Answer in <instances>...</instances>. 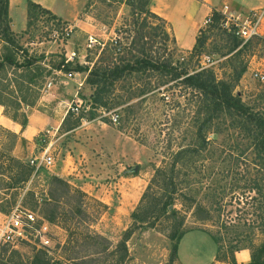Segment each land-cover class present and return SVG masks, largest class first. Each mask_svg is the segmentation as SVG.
<instances>
[{"label":"rangeland","instance_id":"obj_1","mask_svg":"<svg viewBox=\"0 0 264 264\" xmlns=\"http://www.w3.org/2000/svg\"><path fill=\"white\" fill-rule=\"evenodd\" d=\"M133 2L137 4L135 0L54 2L58 10L69 6L75 11L72 21L55 19L37 8L30 15L19 9L8 13L9 26L20 16L25 17L26 26L13 32L16 48L7 46L0 31V62L5 66L0 71V88L20 72L30 71L37 83L12 95L9 90L14 91L13 85L7 87L2 97L5 115L14 116L24 126L31 113L52 116L55 121L28 144H18V149V135L0 125V226L15 208L28 209L48 223L45 236L49 239V246L41 247L32 231L29 241L0 242V259H6L13 250L32 257L39 249L48 250L58 259L67 240L66 227L78 233L93 230L114 245L133 225V212L144 215L149 211L147 201L141 200L142 194L154 169L165 160L163 152L172 128L187 127L185 92L168 86L172 82L159 85L152 71L125 74L108 86L87 82L93 64L110 69L121 58L139 54L141 22H133L129 6ZM250 10L228 8V12L242 15ZM257 29L259 35L243 40L220 20L209 23L201 28L198 36L202 44L196 51L176 45L173 57L175 64L189 73L202 68L211 70L264 120V81L252 75L264 74V14ZM142 32V41L151 45L145 53L164 54L161 22L151 19ZM7 47L12 61L8 60ZM58 68L62 73L71 71L76 75L70 79L57 75ZM48 82L51 87L43 90ZM167 86L170 89L165 90ZM19 95L24 97L22 101ZM161 95L163 99H159ZM16 101L20 103L18 109ZM113 116H117L116 122ZM179 121L181 124L175 126ZM222 123L220 132L207 133L206 150L188 155L184 170L193 179L188 186L195 199H190L192 208H183L176 202L185 229H205L216 238L217 256L214 257L216 244L210 234L191 230L181 238L178 258L172 260V241L166 234L173 231L177 220L164 217L154 227L143 224L135 229L126 242L128 264H246L253 255L264 259V248L259 249L264 243V155L258 152L239 118L226 115ZM191 136L188 131L172 141L170 148L173 150L177 143L187 144ZM48 144L52 166L37 170L31 167L24 184L12 183L11 176L19 168L10 158L26 164ZM54 176L87 194L83 198L85 205L80 204V196L53 186ZM194 202L208 211V220L193 216ZM75 204L84 212H77Z\"/></svg>","mask_w":264,"mask_h":264},{"label":"trees","instance_id":"obj_2","mask_svg":"<svg viewBox=\"0 0 264 264\" xmlns=\"http://www.w3.org/2000/svg\"><path fill=\"white\" fill-rule=\"evenodd\" d=\"M129 1L132 2V0ZM135 1L137 2L136 5L133 2L129 4V6L132 10L131 16L133 17V22L136 24L139 19L141 22V31L139 30V35L137 37V52L139 54L136 56H129V58H121L120 62L114 64L110 69H107V67H96L93 64V68L88 71L87 82L90 85H99L101 83L103 86H108L118 81L125 74L152 71L153 73L155 72L159 85L172 82L168 86L172 88L180 87L185 92L186 103L184 106L188 113L187 127L183 128V130L180 129V127H177L179 130L172 128L171 135H169L170 137L167 139V147L164 148L165 151L163 152L165 160L161 167H156L154 169L153 175L142 194L141 200L142 202L147 201L146 204L149 211L144 215L136 211L133 212L131 214L134 221L133 225L122 233L120 240L114 245H112L107 238L93 230L88 229L85 233H78L66 227L67 240L62 246L63 254L59 255L58 259L57 257L55 258L49 255L46 249H39L32 257H24L18 251L13 250L9 252L6 259H0V264H128L129 253L126 242L135 229L141 227L143 224L154 227L155 222L164 217L177 220L173 231L166 234V237L172 241L170 257L174 260L178 258L179 242L186 232L201 230L209 233L201 228L185 229L183 226V214L181 215V211L176 208V202H179L183 208H192V201L195 200L193 194H190L191 189H188L189 183L193 179H190L187 175V171L184 170L188 165V155L200 154L202 151L206 150V146L209 144L206 140L207 133L220 132V125L226 115H233L239 118L245 131L252 136L251 139L254 146L258 148V152L264 155V120L262 116L253 112L246 106L239 96L233 95L230 84L218 80L211 70L202 68L194 73H189L177 66L173 57L176 41L169 25L162 17L151 11L149 6L151 0ZM35 8L56 19V16L48 9L27 0V15H30L31 11ZM151 19L161 22L162 24L161 45L164 54L157 56H151L145 53V50L147 48L150 49L151 45L147 46L146 44L148 43L142 41L145 35L142 30ZM220 19L221 15L213 10L211 17L212 22L210 23L218 22ZM8 21V0H0V26H2L0 31L2 38L7 46L16 48L13 32L10 29ZM199 33H201V29ZM155 35L157 34L154 33V36ZM198 35L192 48L193 52L202 44ZM131 44L132 42H130L129 46ZM169 44L172 45V48H169ZM128 50L130 53V47H128ZM12 57L11 50L8 48V60L12 61ZM4 67L3 62H0V71H3ZM27 67H29L28 63L26 64V68ZM81 69L82 68L79 67V70ZM36 78L34 74L28 71L24 74L20 72L17 74L16 78L6 81V85L0 88V105L6 107V103L2 100V97L3 94L6 93L5 89H7V87L13 85L14 91L9 90L10 95L14 92L22 93L23 90L31 89L33 85H36ZM170 87L165 88V90L170 89ZM163 98L164 95H161L159 99ZM20 99L22 101L24 97ZM14 106L18 109L20 103L16 101L14 102ZM9 117L17 121L14 116ZM20 124L24 126V122ZM180 124L181 121L175 126ZM188 131L192 134L188 143L182 145L176 142V147L172 150L170 148L171 142H175L179 137H182V135H187ZM10 159L19 168V170L15 171L11 176V179H13L12 183L24 184L29 179L32 168L28 163L24 164L17 158L11 157ZM53 181V186H62L66 189L67 193H72L73 196H80L82 198L80 204L85 205L83 198H87V194L80 189L71 187L67 182L58 177L54 176ZM190 199L192 201H190ZM96 203L101 206L99 201H96ZM194 204L195 209L192 211L193 216L200 221L208 220V211L204 206L196 202H194ZM74 207L77 212H84L77 204H75ZM151 214H154L152 215V221L148 222ZM47 219L50 222L53 221V218ZM210 236L216 244V257L219 252V246L216 238L211 234ZM79 242L81 244L78 246ZM262 247L264 248V243L259 249H262ZM246 264H264V259L253 255Z\"/></svg>","mask_w":264,"mask_h":264},{"label":"crops","instance_id":"obj_3","mask_svg":"<svg viewBox=\"0 0 264 264\" xmlns=\"http://www.w3.org/2000/svg\"><path fill=\"white\" fill-rule=\"evenodd\" d=\"M30 1L48 9L53 15L61 18L63 21H72L75 16V11L69 6H64L63 9L58 10L54 4L58 0ZM263 4L264 0H151L149 6L151 11L167 22L174 35L176 45L182 50H190L195 44V39L203 26L205 18L212 10L221 9L223 5L233 10H237V8L253 10ZM16 9H19L22 13L25 12L27 10V0H8L9 15ZM14 21L10 22L12 32L16 33L18 30L25 28V17L20 16L17 22ZM58 70L61 69L56 70L57 75L62 74L67 77L66 72L62 73V71L58 72ZM72 73V77H75L76 74ZM67 78L70 79L71 77ZM52 120L55 121L52 116L31 113L27 115V122L22 127L20 123L5 115L4 107L0 105V125L7 127L18 135L17 149L18 144H21V147H23V143L28 144L42 129L52 123Z\"/></svg>","mask_w":264,"mask_h":264},{"label":"built area","instance_id":"obj_4","mask_svg":"<svg viewBox=\"0 0 264 264\" xmlns=\"http://www.w3.org/2000/svg\"><path fill=\"white\" fill-rule=\"evenodd\" d=\"M221 15L220 21L224 24L227 30L232 29L233 32L243 40L250 39L251 37L259 35L257 26L264 14V6L258 10H250L248 14H235L234 12H228V7L224 5L221 10H215ZM212 11L205 18L203 25L212 22ZM205 64V62H204ZM61 72V70H58ZM253 77L258 80L264 81V74L260 72H253ZM67 77H72L73 73L67 71ZM51 82H48L44 89L51 87ZM80 103V100H76ZM78 108L76 107L75 110ZM113 122L117 121V116H113ZM45 133H49V130H45ZM53 156L50 151V144L45 146L38 155L30 158L28 164L30 167L37 170L40 167L49 168L53 164ZM48 223L41 216L35 214L28 209L15 208L10 214L5 216V221L0 226V242L13 244L18 241H29V235L32 236L34 231V239L38 238V242L41 247L49 246V239L45 236Z\"/></svg>","mask_w":264,"mask_h":264}]
</instances>
